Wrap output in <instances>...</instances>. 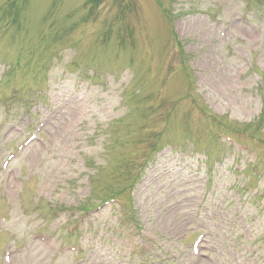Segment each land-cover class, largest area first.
Segmentation results:
<instances>
[{
  "label": "rangeland",
  "instance_id": "374dc122",
  "mask_svg": "<svg viewBox=\"0 0 264 264\" xmlns=\"http://www.w3.org/2000/svg\"><path fill=\"white\" fill-rule=\"evenodd\" d=\"M161 4L0 0V264H264V0Z\"/></svg>",
  "mask_w": 264,
  "mask_h": 264
},
{
  "label": "trees",
  "instance_id": "16d2710c",
  "mask_svg": "<svg viewBox=\"0 0 264 264\" xmlns=\"http://www.w3.org/2000/svg\"><path fill=\"white\" fill-rule=\"evenodd\" d=\"M157 2H158L159 4H161V0H157ZM161 6L163 7V11L165 12V14H166L168 20L171 22V18H172L173 15H174V14H173V11H171V10L165 8V6H163L162 4H161ZM119 193H121V192H119ZM112 198L114 199V197H112ZM112 198H111V199H112ZM111 199H109V200H111ZM109 200H106V201H109Z\"/></svg>",
  "mask_w": 264,
  "mask_h": 264
}]
</instances>
